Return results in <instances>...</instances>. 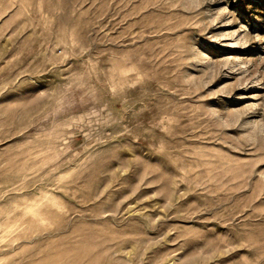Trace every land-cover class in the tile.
<instances>
[{
	"label": "rangeland",
	"instance_id": "rangeland-1",
	"mask_svg": "<svg viewBox=\"0 0 264 264\" xmlns=\"http://www.w3.org/2000/svg\"><path fill=\"white\" fill-rule=\"evenodd\" d=\"M0 264H264V0H0Z\"/></svg>",
	"mask_w": 264,
	"mask_h": 264
}]
</instances>
